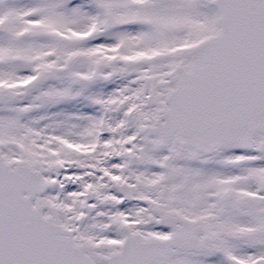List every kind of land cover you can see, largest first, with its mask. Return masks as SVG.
<instances>
[{
	"label": "snow or ice",
	"instance_id": "snow-or-ice-1",
	"mask_svg": "<svg viewBox=\"0 0 264 264\" xmlns=\"http://www.w3.org/2000/svg\"><path fill=\"white\" fill-rule=\"evenodd\" d=\"M0 264H264V0H0Z\"/></svg>",
	"mask_w": 264,
	"mask_h": 264
}]
</instances>
